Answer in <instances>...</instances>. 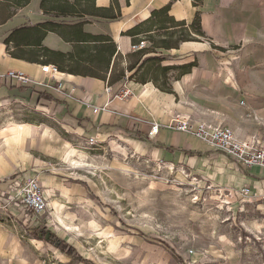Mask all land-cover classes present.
<instances>
[{"label": "crops", "instance_id": "0c3cea01", "mask_svg": "<svg viewBox=\"0 0 264 264\" xmlns=\"http://www.w3.org/2000/svg\"><path fill=\"white\" fill-rule=\"evenodd\" d=\"M16 7L0 24V74L20 72L31 82L0 78V113L21 102L45 114H24L23 129L0 126V164L20 137L25 143L39 134L41 143L52 144L61 136L97 142L117 138L155 161L186 165L221 186L264 195L263 169L242 171L226 155L171 125L177 113L191 119L192 129L202 122L229 129L240 140L264 141V0H25ZM154 12H159L156 18ZM179 24L198 27V35L178 41ZM136 27L138 34H128ZM108 39L115 54L106 53L98 62L96 50ZM165 42L173 46L162 48ZM135 43L153 46L141 60L163 56L161 67H175L167 74L169 92L134 81L123 83L130 92L126 99L114 98L122 85L106 91L102 79H109L115 61L135 53ZM43 66L58 73H43ZM72 68L99 76L67 71ZM152 125L159 130L148 139ZM6 169L0 165V175ZM4 239L0 233V253Z\"/></svg>", "mask_w": 264, "mask_h": 264}, {"label": "rangeland", "instance_id": "374dc122", "mask_svg": "<svg viewBox=\"0 0 264 264\" xmlns=\"http://www.w3.org/2000/svg\"><path fill=\"white\" fill-rule=\"evenodd\" d=\"M11 1L0 0V14L10 16L25 0ZM134 61H115L110 73L124 70L127 78ZM26 113L45 114L5 110L0 126L20 123ZM41 136L13 140L0 164L7 167L0 175V233L7 237L0 264H84L59 250L51 236L92 264H264V203L243 201L240 189L195 175L186 165L155 161L117 138L92 147L76 136L55 144L41 143ZM77 152L84 153L86 167L71 165ZM31 179L48 198L39 216L22 197Z\"/></svg>", "mask_w": 264, "mask_h": 264}, {"label": "built area", "instance_id": "2783aa9c", "mask_svg": "<svg viewBox=\"0 0 264 264\" xmlns=\"http://www.w3.org/2000/svg\"><path fill=\"white\" fill-rule=\"evenodd\" d=\"M144 48V43L132 45L133 52L140 51ZM43 73H48L54 77L58 73L56 67L43 66L41 68ZM8 77L18 83H30L24 74L20 72L7 71L5 74H0V78ZM107 92L111 91V87L106 88ZM130 92L125 85L115 93L114 98L126 99L129 97ZM21 107L26 108L21 102H15ZM94 109V113H97ZM172 127L179 132L191 133L199 140L205 142L217 151L226 155L229 160L242 171H248L251 168H260L264 170V141L257 137H252L248 140H240L232 131L222 127H214L206 123H198L195 129H192L191 119L186 116L175 113L172 118ZM159 130L158 125H152L147 137L153 139ZM89 146H97L98 142L95 138L83 139ZM239 195L242 200L251 199L253 201H260L264 203V195H256L251 192L247 187L240 189ZM23 200L26 208L32 212V216H39L48 209V198L43 191L40 184L35 179H31L25 189L23 190Z\"/></svg>", "mask_w": 264, "mask_h": 264}, {"label": "trees", "instance_id": "16d2710c", "mask_svg": "<svg viewBox=\"0 0 264 264\" xmlns=\"http://www.w3.org/2000/svg\"><path fill=\"white\" fill-rule=\"evenodd\" d=\"M9 4L13 3L11 0H5ZM5 4V3H4ZM159 12H154L152 14V18H156ZM11 16V15H10ZM10 16H6L3 14H0V24L3 23L5 20L10 18ZM179 29L178 34V41H190L193 36L198 35L197 32H199V28L196 29L191 26H187L185 24H179L177 25ZM138 32V27L132 29L128 34L131 36H134ZM172 35V34H171ZM101 37V36H100ZM102 38V37H101ZM105 38V37H104ZM104 42H108L107 44L103 45V47L99 50H96V53L98 54L95 59H97L98 62H101L103 59V56L108 53L110 57L115 54V47L111 40H103ZM139 43H135L133 45H137ZM154 45V44H153ZM170 46H173V44L165 42L162 44V48H170ZM153 47V46H152ZM152 49H143L140 51H136L135 53L129 55V57L136 59L133 63H130L129 66L126 67V71L131 73L133 72L129 77H125L123 71L118 72L116 75L110 74V77L108 80L102 79L106 82L107 86L111 87L113 85H123L126 81H134L141 84H145L146 82H152L158 89L169 92V78L167 77V74L174 70L175 67H161V63L165 61V58L163 56H151L147 57L144 60H141L143 56L147 54H151ZM187 66L180 67L179 69L181 71L185 70ZM65 70V69H62ZM68 72H72L75 74H81L84 76H99L96 72L88 70V69H79V68H72L68 69ZM52 243L56 242V247L65 252L69 257L83 261L84 264H92L89 261H86L84 259H81V257L78 255V253L74 250L73 247L67 245L66 243L62 241H57L55 236H51L50 240Z\"/></svg>", "mask_w": 264, "mask_h": 264}, {"label": "bare ground", "instance_id": "6f19581e", "mask_svg": "<svg viewBox=\"0 0 264 264\" xmlns=\"http://www.w3.org/2000/svg\"><path fill=\"white\" fill-rule=\"evenodd\" d=\"M9 127H14V128H17V129H23L24 127H25V125H22V124H20V123H15V122H11V123H9L8 124V126H6V128H9ZM20 131V130H19ZM19 134V133H18ZM21 136V135H20ZM18 138V137H17ZM5 142V141H4ZM8 140L5 142V143H7L8 144ZM6 144V145H7ZM2 152V151H1ZM78 157H79V159L78 160H76L74 157H72L71 159H70V162H71V165H73V166H75V167H80L82 164H84L85 163V161L83 160V158H84V153H82V152H77V153H75ZM85 166L84 167H86V164H84ZM91 167V166H90ZM72 168V167H71ZM227 201H224V204L225 205H229V204H231V203H229L228 202V198H225ZM57 218H59V217H57ZM58 222V221H57ZM59 223H60V228H62L63 230H65V231H69L70 230V227L69 226H67L62 220H61V218H59ZM56 224V223H55Z\"/></svg>", "mask_w": 264, "mask_h": 264}]
</instances>
